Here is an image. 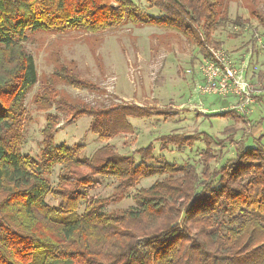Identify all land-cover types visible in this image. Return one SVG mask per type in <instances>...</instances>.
<instances>
[{"label":"trees","instance_id":"trees-1","mask_svg":"<svg viewBox=\"0 0 264 264\" xmlns=\"http://www.w3.org/2000/svg\"><path fill=\"white\" fill-rule=\"evenodd\" d=\"M145 2L160 15L140 12L131 0H0V264H264V148L259 145H239L233 158L212 169L215 156L204 135L207 148L198 175L192 164L157 160L151 145L130 156L106 145L82 157V146L55 145L59 118L47 115L38 158L21 155L23 103L37 81L33 58L22 46L27 31L97 34L130 23L175 32L207 52L219 0ZM260 24L264 28V20ZM234 25L240 27L239 21ZM54 103L50 89L35 102L43 112ZM68 111L74 118L90 117L89 132L101 142L131 134L129 119L178 117L124 104ZM215 117L243 120L235 111ZM195 141L162 137L160 150L191 149ZM56 166L60 173L53 187L47 177ZM97 177L115 183L107 199L89 195ZM155 177L151 187L136 189ZM132 191L138 207L103 212ZM49 196L56 205L46 203Z\"/></svg>","mask_w":264,"mask_h":264},{"label":"rangeland","instance_id":"rangeland-1","mask_svg":"<svg viewBox=\"0 0 264 264\" xmlns=\"http://www.w3.org/2000/svg\"><path fill=\"white\" fill-rule=\"evenodd\" d=\"M131 1L142 13L160 15L157 9H149L145 0ZM218 11L213 43L205 53L175 32L130 23L97 34L79 30L27 31L22 46L33 58L37 81L23 103L26 118L21 155L38 158L47 115L59 118L55 145L82 146L81 156L85 158L106 145L124 156L151 145L157 160L163 158L176 166L192 164L200 175L201 154L207 148L204 135L211 139L208 148L215 156L210 162L212 169L233 158L239 145L245 149L257 145L264 148V28L260 24V19L264 20V0H219ZM236 20L240 27L234 25ZM209 49L223 52L243 71L250 98L243 112H238L242 103L235 97L201 93V67L209 57ZM69 78L86 86L71 85ZM45 89H50L55 99L48 112L38 110L35 104ZM119 104L168 110L177 112L178 117L129 119L131 134L101 142L89 132L90 117L74 118L68 111L71 107L92 109ZM227 111L237 112L243 120L215 117ZM167 136H191L196 141L191 149L169 145L162 151L161 138ZM220 141L223 146H219ZM134 159L139 163L138 156ZM59 173L60 166H56L47 177L53 187ZM157 179L142 180L136 189H147ZM95 180L98 184L89 190V195L99 199L110 197L114 181L99 177ZM46 203L56 205L50 196ZM138 205L132 191L109 203L103 212L119 214Z\"/></svg>","mask_w":264,"mask_h":264},{"label":"built area","instance_id":"built-area-1","mask_svg":"<svg viewBox=\"0 0 264 264\" xmlns=\"http://www.w3.org/2000/svg\"><path fill=\"white\" fill-rule=\"evenodd\" d=\"M201 75L202 94L237 98L242 103L239 113L250 103L249 86L243 80V71L234 66L223 52L209 49V57L202 64Z\"/></svg>","mask_w":264,"mask_h":264}]
</instances>
